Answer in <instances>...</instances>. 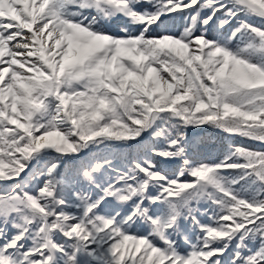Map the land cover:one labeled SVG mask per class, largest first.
Listing matches in <instances>:
<instances>
[{
  "label": "snow or ice",
  "instance_id": "snow-or-ice-1",
  "mask_svg": "<svg viewBox=\"0 0 264 264\" xmlns=\"http://www.w3.org/2000/svg\"><path fill=\"white\" fill-rule=\"evenodd\" d=\"M0 264H264V0H0Z\"/></svg>",
  "mask_w": 264,
  "mask_h": 264
}]
</instances>
